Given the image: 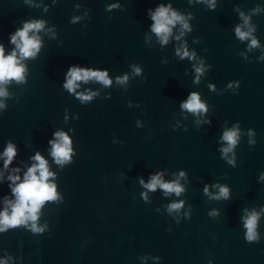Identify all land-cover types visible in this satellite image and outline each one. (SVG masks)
<instances>
[{
    "label": "water",
    "instance_id": "95a60500",
    "mask_svg": "<svg viewBox=\"0 0 264 264\" xmlns=\"http://www.w3.org/2000/svg\"><path fill=\"white\" fill-rule=\"evenodd\" d=\"M53 2L0 0V44L6 50L14 47L9 33L26 19H45L46 28L54 24L58 31L56 36L40 32L44 47L35 60L27 61L28 83L13 81L8 86V108L0 115V150L12 139L20 158L26 159L36 149L44 151L55 128L73 126L77 155L63 170L52 164L65 201L43 209L39 222L48 221L51 232L34 236L17 229L0 234V257L7 249L22 257L23 264H155L151 258L143 262L137 258L146 253L161 256L159 264H207L209 258L213 264H264V182H257L264 171V61H257L264 53V0H215V10H207L204 0H120L121 9L111 13L104 6L112 0H58L45 11L44 4ZM169 2L181 12L194 13L189 21L193 31L181 39L212 65L198 85L192 83L196 74L191 64L196 61L174 55L180 41L170 38L161 46L146 30L150 23L146 9ZM75 3L82 7L74 8ZM85 7L91 9V20L70 24V16H82ZM240 12L249 18L260 46L249 49L251 37L243 41L236 37L233 29L243 23ZM193 37L202 40L193 43ZM161 58L168 63L162 64ZM133 62L143 66L146 79H132L127 92L126 85L114 83L105 89L90 81L82 86L100 89L101 95L82 105L61 87L63 73L72 63L107 67L116 75L131 72L128 66ZM230 80H240L237 91L220 94L207 88L213 82L218 90L224 89ZM192 90L209 103L205 115L212 119L211 126L197 125L191 113L187 120L179 114V101ZM105 91L112 92L110 99H104ZM129 100L140 107H128ZM65 108L70 112L68 122L63 120ZM72 113H79V119L71 120ZM137 118L143 128L136 127ZM176 120L188 130H173L170 124ZM238 120L242 130L255 129L257 143L249 147L243 137L236 149L237 166L232 167L220 158L219 149L226 145L220 137ZM114 134L124 143L113 144ZM160 168L165 169V179L186 169L191 181L187 192L165 197L157 188L145 203L137 177L147 178ZM213 181L230 185V200H209L202 194L203 183ZM6 191L7 186L0 185V195ZM181 198L182 211L192 207L190 219L177 224L163 207L160 213L155 211ZM215 207L221 215L209 217L207 212ZM245 208L260 212L259 242L244 239L240 217L247 215ZM169 227L171 232L166 231Z\"/></svg>",
    "mask_w": 264,
    "mask_h": 264
},
{
    "label": "clouds",
    "instance_id": "9594fccd",
    "mask_svg": "<svg viewBox=\"0 0 264 264\" xmlns=\"http://www.w3.org/2000/svg\"><path fill=\"white\" fill-rule=\"evenodd\" d=\"M58 2L54 0L53 4L49 6L44 4V10L48 11ZM208 4L207 10H215V0H204ZM31 3V0H29ZM40 7V4H36ZM74 8L80 9L82 5L75 3ZM105 11L111 13L114 9H121L120 0H112V2L105 4ZM253 11H259V8ZM91 9L85 7L83 15H71L69 18L70 24H78L81 20H91ZM243 18L242 24H237L233 31L241 41L250 39L249 49L258 47L259 42L255 36L252 35L254 29L249 25V18L240 12ZM146 18L150 21L147 26V31L154 33L161 46L168 44L170 38L175 41H180L175 45L174 55L179 60L187 58L189 61H196L191 64L195 72V77L192 80L193 84L198 85L201 81V76L208 72L212 65L205 64L203 59L197 57L195 49H190L188 41L181 38L186 33L193 31V26L189 21L194 19V13L181 12L174 5L169 3H157L153 7L146 9ZM111 19V16L109 17ZM47 20L41 18L26 19L21 22V25L9 33V42L14 47L8 51L3 44H0V115L8 108L6 99L9 98L10 92L8 86L15 81L18 85H26L30 74V68L27 61L29 59L35 60L41 53L43 39L40 35L41 31H48L52 36L58 34L57 26L52 25L46 28ZM177 28V33L174 34L173 29ZM87 27V24L86 26ZM202 37H193V43H199ZM146 42V41H145ZM241 55L245 56L244 53ZM257 61H264V53H262ZM162 64H167L168 61L161 58ZM131 72L125 71L121 74L112 75L110 69L107 67H96L89 64L72 63L63 73V80L61 87L70 96L74 97L82 105L90 104L93 100L101 95L100 89L93 90L91 87H83L88 85L90 81L100 83L105 89H112L113 84L126 85L124 92H127L130 81L136 77H143V66L140 63L133 62L128 66ZM240 86V80H230L225 85L224 89H217L213 82L207 83L209 91L218 92L222 94L225 90L237 91ZM111 91L104 92V99H110ZM202 93L196 90L189 91L184 99L179 101V114L187 120V113H191L196 117L195 123L212 125V119L209 115L210 105L207 100H202ZM19 102V101H18ZM128 107H140L137 101L135 104L129 100ZM69 109H64L63 120L69 121ZM79 113H72L71 120H78ZM137 128H143L144 122L137 118L135 120ZM180 121L176 120V124H170L173 130L183 128L188 130V125L185 124L180 127ZM75 127L70 126L67 129L64 127H57L52 132L47 140L46 148L42 152L36 149L26 159L20 158L18 144L8 139L4 142L3 149L0 150V185H6L8 191L0 195V234L6 232L23 229L34 236H39L45 232H51L48 221L40 223V218L43 214V209L50 203L61 205L65 201V196L59 189L57 182L58 173L52 168V164L58 165L61 170L73 163L77 155V150L74 142ZM247 137V144L249 147L256 145L257 133L254 128H247L242 130L240 121H236L230 128H225L220 139L226 142L220 151V158L232 167L237 166V147L243 137ZM112 143L123 144V140H119L115 134L113 135ZM231 154V155H229ZM51 158V164L49 162ZM122 175H124L122 173ZM171 179H165V169L160 168L149 172L147 178L143 175L137 177V182L142 189L139 197L145 203H150L149 192H155L157 188L163 191L165 197L174 194L175 197H181L183 193L187 192V185L191 182L189 174L186 169H178L172 173ZM257 182H264V171H260L257 177ZM211 189V190H210ZM202 194L209 200L227 201L231 199V187L229 184H221L219 181L204 182L202 187ZM135 198V197H133ZM185 206L184 199H171L166 205L155 208L157 213L163 211L167 213L177 224L181 220L191 218L192 207L183 210ZM247 215H242L240 219L243 221V228L245 229L243 236L246 242H259L261 234L258 231V219L260 212L255 209L249 211L247 208L243 209ZM264 211V207L261 208ZM209 217H219L221 211L219 208H213L207 212ZM166 231L171 232V227ZM83 247V246H82ZM4 256L0 257V264H23L22 257L3 249ZM140 261H146L151 258L155 264H159L162 257L159 255H151L146 253L137 257ZM207 264H213L212 259H208Z\"/></svg>",
    "mask_w": 264,
    "mask_h": 264
}]
</instances>
